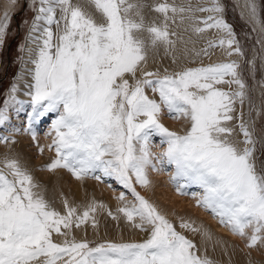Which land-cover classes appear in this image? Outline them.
<instances>
[{
	"label": "snow or ice",
	"instance_id": "snow-or-ice-1",
	"mask_svg": "<svg viewBox=\"0 0 264 264\" xmlns=\"http://www.w3.org/2000/svg\"><path fill=\"white\" fill-rule=\"evenodd\" d=\"M16 2L9 0V8ZM39 5L31 28L40 35L32 37L39 43L28 70L32 83L26 95L31 97V110L26 113L24 131L35 140L34 125L57 113L47 133L52 136L48 148L55 150V159L45 167L66 169L78 180L88 176L100 180L97 173L113 178L133 197L128 201L121 192L117 199L122 206L117 211L133 228L146 232L147 238L105 241L94 247L87 240L69 239L73 226L79 228L89 220L95 226L92 214L105 206L93 202L78 213L65 199L62 214L52 208L16 159H5L0 167V264H213L136 190V184L151 185L149 168L163 171L167 166L174 169L169 181L179 194L187 195L190 186H198L201 192L192 193L197 206L210 211L234 235L246 238L247 247L264 243V161L257 155L259 142L243 113L238 124L242 141L233 139L234 129L228 126L235 105L248 99L240 63L231 60L174 73L164 69L163 75L145 67L149 48L158 44L166 51L175 48L177 34L169 31L168 21L177 18L202 24L193 27L196 33L216 29L225 34L209 41L204 55L218 46L228 56L243 57L232 26L223 18L221 0L196 8L167 0L155 4L153 10L164 17L160 25L146 24L145 5L129 0H85L83 4L39 0ZM246 6L258 23L255 4ZM193 12L211 15L201 18L190 15ZM8 21L6 9L0 16V45ZM220 84L236 87L226 91L217 87ZM148 89L159 100L151 98ZM16 92L13 84L0 107V126L9 119V104L23 103L16 99ZM165 109L171 118L190 122V127L183 133L169 130L160 119ZM153 136L166 145L159 154L150 151ZM108 215L117 218L111 211ZM180 227L201 231L184 220ZM54 234L65 238L58 243ZM202 234L211 239L207 232Z\"/></svg>",
	"mask_w": 264,
	"mask_h": 264
},
{
	"label": "rangeland",
	"instance_id": "rangeland-1",
	"mask_svg": "<svg viewBox=\"0 0 264 264\" xmlns=\"http://www.w3.org/2000/svg\"><path fill=\"white\" fill-rule=\"evenodd\" d=\"M198 1L199 7L209 6L211 3V0ZM254 2L257 4L259 19H261V26L254 24L249 14H247L242 7L240 0H221L225 9L223 18L232 26V29L236 34V38L240 42L244 52L243 57L237 55L229 61L236 60L240 63L242 75L247 85L246 91L248 95V99L243 105L239 103L235 105V111L232 113L234 119L229 122L228 126L234 129V140L242 141L243 136L239 132L238 124L240 113H243L244 121L248 123L249 129L253 131L255 139L259 142L257 144V155L260 156L261 161H264V154H262L264 153V86L261 85V81L264 80V59H262V56H264V30H262L264 28V0H254ZM38 8L39 0H33L32 5L30 4V0H17L14 8H9V0H0V16H3L6 9L9 10V21L6 29L5 40L4 43L0 45V107L3 106L4 100L10 95V88L13 84L17 87L16 98L18 99L19 97L18 90L20 87L18 85L19 83H17L18 80L16 75L20 71V68H23L22 61L24 57L25 42L30 33L34 17L37 13L36 9ZM207 15H211V13H207ZM169 31L173 32L170 26ZM224 35V33L219 31L216 34L209 36L206 39L205 45H208V41L219 40V37ZM180 46L181 44L176 42L175 48L168 50V52H170V54H175L177 49H180ZM209 49L210 51H208L207 55L198 56L196 58L188 57L189 59L186 58L188 61L185 60L186 62L183 61L184 63L182 64L187 65V68H190L220 63L221 61H218L220 58L216 56L217 52L215 51L216 49L218 50L219 47H215V50L214 47ZM249 61H252V64H249ZM159 62H161L160 59ZM162 64L164 66H162L163 69L160 72L161 75L164 74V69L167 67V63ZM167 70L169 73H174L173 70ZM217 87L223 88L227 91L230 88L234 90L236 86L220 84L217 85ZM148 90H146L147 94L149 93L151 95L152 93H150V89ZM152 98L159 100L158 95L154 93L152 94ZM22 101L23 100H21V102ZM14 105L16 106L14 107ZM21 107L22 106L20 104H9V119L5 125L0 126V157H7L8 154L12 153L14 156L13 159H16L20 163L21 167L24 168L39 185L37 190L43 192L44 197L49 201L52 208L62 214L65 211L63 204L65 199L70 205L77 208L78 213H82L83 210L93 202H96L97 205L102 204L105 206L103 208L97 207L96 212L92 214L95 218V226H93L91 220L87 221L79 228L73 226L71 234L68 238H74L78 241L87 240L93 247L96 244L105 241L131 242L146 239V232H140L138 229L130 226L131 224H129L123 215L117 211V209L122 206L121 201L117 199L121 192L125 193V197L128 201H132L133 197L127 189L118 184L113 178L104 177L102 174L97 173V175H101L100 180H97L92 176L85 177L83 180H78L74 178L66 169H55L50 171L45 167V165L51 163V161L55 159V150H50L48 148V145L51 143L52 136L47 135V133L49 132L51 122L55 119L57 113H49L46 117H43L40 122H38V126L34 125L36 138L33 140L31 133L24 131L27 127L26 113L31 110V107L30 105H25L22 107L24 109L23 112H17V109ZM258 111L260 112L259 116L257 115ZM161 117V122L171 131L183 133V131L190 127V122L186 121L183 117L180 119L171 118L167 114L166 109L162 111ZM44 123L45 125L46 123H50V125L45 126ZM18 131H20V134L17 133ZM5 132L8 134H5ZM3 137L10 138L9 140H11V145L4 149L3 153H1L5 146V142L2 139ZM12 139L14 141H12ZM37 141L40 143L37 144L35 149V143H37ZM13 145L16 146L14 147ZM21 145H26V148L22 149ZM17 146L18 148H16ZM41 147L43 148L42 152L40 151ZM164 147H166V145L161 143V138L159 136H153L151 138L149 148L152 153L159 154L163 151ZM44 157L49 159L44 161ZM153 162L155 163V160ZM173 170L174 169L171 166L165 167L160 174L161 179L154 182L153 188L150 191H148V187H141L138 184L135 185L136 190L142 196L145 195V198L150 202L154 199L152 204H154L169 220L173 222L178 232H181L195 244L197 243V236H195L197 234L181 228L180 221H178L177 218L183 216L182 218H184L185 221L189 220L188 222L192 224L194 221L196 222V220L201 221V224L205 229L204 231H206L211 237L209 242H207L209 238L204 235L205 242L203 243V246L205 247L203 248L202 255H207L212 260L213 264H264V243L258 242L254 247H247L246 238L234 235L229 228L221 225L218 219L215 218L210 211L197 206L196 198L193 197L191 192L192 187L194 188L195 185H192L187 189V195L179 194L173 184L169 181V177ZM149 171L150 170H148V173H150ZM58 172L60 173V176L58 175ZM149 177V180L152 181L151 175H149ZM90 181H92V184L98 182L96 184V188L99 190L98 186L102 185V190L100 189L97 193L94 192L95 187L92 188L91 186L86 185ZM83 187L86 190H83L82 192L84 193H81L78 188ZM171 190L173 194H175V197H177V200L184 204L183 206H179L178 202L169 200V197L164 193H171ZM155 191L158 195L154 197V194H156ZM83 198H85L84 202ZM170 201H172V204ZM81 204L82 206H80ZM170 205L172 206L171 209L174 210V213H170L168 215L167 210ZM109 211H111L117 218L113 219L109 216ZM177 214L179 216H177ZM211 218L216 219L222 227L223 230L221 232L215 230L210 225L209 222L211 221ZM127 223L128 225H126ZM246 231L249 235L251 234L250 228L246 229ZM56 236L57 238H54V240L58 243L65 238L59 235ZM241 247L242 251L240 250ZM217 251H221L222 254H217ZM239 251L240 253L242 252L240 257H238ZM252 251H255L257 255L252 253ZM223 255L225 260H222Z\"/></svg>",
	"mask_w": 264,
	"mask_h": 264
},
{
	"label": "bare ground",
	"instance_id": "bare-ground-1",
	"mask_svg": "<svg viewBox=\"0 0 264 264\" xmlns=\"http://www.w3.org/2000/svg\"><path fill=\"white\" fill-rule=\"evenodd\" d=\"M169 2L167 3H170V4H175L177 6H184V7H187L189 5H191L193 8H196V7H199L198 6V0H167ZM130 3H143L145 5V7L142 9V14L144 16V19H145V23L146 24H149L151 22H155L157 25H160L163 21H164V17L162 14L160 13H157L153 10V7L155 4H158V3H162V2H165V0H129ZM197 2V3H195ZM254 3L255 6H256V10H257V18H258V23L256 20H253L251 17V19L253 20L254 24L256 25H259L261 26L260 24V20L259 19V15H258V8H257V4L254 2V0H240V3L242 5V7L244 8L245 12L247 14H249V8L246 6L247 3ZM73 3H85V0H73ZM30 4L32 5L33 4V0H30ZM40 6V5H39ZM37 14V13H36ZM169 15L171 16V14L169 13ZM189 14H185V17H187ZM190 15H193L195 17H207V12H193L191 13ZM250 16V14H249ZM261 16V15H260ZM57 17H59V10H57ZM41 25L43 24V22H40ZM168 26L171 27V30L173 32H175L177 34V37H174V39H176V42H179L181 44L180 46V49L175 52V54H170V52L166 51L165 50V46L163 44H158L155 48H149L148 49V53H147V64L145 65L146 67V70L148 71H159L161 72L162 71V66H164L162 63L166 64V69H170V70H173L174 72H177V71H181L185 68H187L188 66L187 65H183L182 63L186 62L185 60H187L186 58L188 57H191V58H196L198 56H203V49H205L206 45V39L209 37V36H212L214 34H216L217 32H219L218 30L216 29H208L206 30L205 32L203 33H196L193 31V27L194 26H200V27H203L202 24H200L199 22L197 21H193V20H189L187 18H185V20L183 22H181L178 18L175 20V22H173L172 20H169L168 21ZM32 28V27H31ZM31 28H30V33L29 35L27 36V39H26V42H25V47H24V57H23V61H22V64H23V68H20V71L18 72V74L16 75L17 76V80L19 83V87L20 89L18 90V101H21L23 100L22 104H20L22 107H24L25 105H30V101H31V97L26 95V93L28 91H30V88L28 87L31 83H32V78H31V75L29 73V69H31L33 67V65L30 63V59H34L35 58V50H36V47H37V43H39L38 41L34 42L32 37L34 36H39L40 35V32L37 31V32H31ZM52 28H53V31L55 32L56 31V26L55 24L52 25ZM264 29V28H263ZM145 36V38L147 37V34L144 33L143 34ZM215 37L217 38V36L215 35ZM221 38V37H219ZM218 38V39H219ZM211 41V40H210ZM209 42V41H208ZM208 44V43H207ZM29 49H31L32 51L29 52ZM214 50H215V47H214ZM208 51H210V49L208 48ZM217 52L216 56L219 57L220 59L218 61H221V62H227L229 61L231 58H235L237 55L236 54H233L232 56H228L225 54V50L221 47H219V49L215 50ZM197 53H200L199 55H197ZM211 53V52H210ZM190 58V59H191ZM206 58V57H205ZM159 59L161 62H159ZM189 59V58H188ZM204 59V58H203ZM207 60V59H206ZM184 61V62H183ZM188 61V60H187ZM198 61V60H197ZM189 63V62H187ZM191 63V62H190ZM196 63V62H195ZM202 64V63H201ZM192 65V64H191ZM190 66V65H189ZM193 66V65H192ZM172 72V71H171ZM140 73L138 72L137 73V76H139ZM16 78V77H15ZM131 82V80H130ZM228 85V84H227ZM227 88V87H225ZM149 91V90H148ZM17 93V92H16ZM150 93L151 90H150ZM153 94V93H152ZM152 94L150 95L148 93V95L152 98ZM159 98V97H158ZM16 105H14L15 107ZM19 106V105H17ZM53 114H56V113H53ZM162 118V117H161ZM36 126H38L39 124L36 123L35 124ZM45 125V123H44ZM46 125H50V123H46ZM45 125V126H46ZM35 128V127H34ZM47 129V128H46ZM17 133L20 134V131H18ZM5 134H8L7 132H5ZM10 139V138H9ZM235 139V138H233ZM12 141H14L12 139ZM40 143L39 141H37V143H35V149L37 147V144ZM4 148L2 149L1 153H3V150L6 149L8 146L11 145V140H8L7 142L4 143ZM19 145V144H18ZM14 147L16 145H13ZM22 149L26 148V145H21ZM18 148V146L16 147ZM14 156L13 154H8L7 157H0V167H3V161L5 159H13ZM46 159H49L47 157H44V161ZM43 161V162H44ZM29 166H31L30 164H28ZM148 170H150L148 173V178L150 179L149 175H151V185L148 187L150 191L152 188H153V185H154V182L155 181H158L160 180V174L162 173V171H153L151 168H149ZM58 175L60 176V173L58 172ZM166 179V178H164ZM92 181H90L89 183H87L86 185L87 186H91L92 188L95 187V191L94 192H98L100 189L102 190L101 186H98L99 187V190L96 188L97 187V183L95 184H92L91 183ZM94 182V181H93ZM100 182V181H99ZM96 185V186H95ZM82 187V186H80ZM79 191L81 193H84L82 192L83 190H86L83 188H78ZM145 189V188H144ZM192 193H200L201 192V189L198 188V186L196 187H192L191 189ZM106 192V191H105ZM109 192V191H108ZM107 193V192H106ZM156 193V191H155ZM168 197H169V200H173L175 202H178L179 203V206H183L184 204H182L179 200H177V197H175V194H173L172 190H171V193H167V192H164ZM105 194V193H104ZM108 194V193H107ZM109 195V194H108ZM144 195V194H143ZM158 195L157 193L154 194V197ZM89 196V195H88ZM87 196V198H88ZM192 196V195H191ZM90 197V196H89ZM145 197V195H144ZM194 197V196H193ZM86 198V199H87ZM195 198V197H194ZM84 199L83 198V202H84ZM89 199V198H88ZM184 199V198H183ZM159 200V199H158ZM154 201V199H153ZM152 201V202H153ZM182 201V199H181ZM88 202V200H87ZM151 202V203H152ZM171 204H172V201H170ZM155 203V202H154ZM157 203V202H156ZM158 205V204H157ZM82 206V204L80 205ZM171 205L168 207V210H167V214L169 215L170 213H174V210L171 209ZM82 208V207H81ZM186 209V208H185ZM184 209V210H185ZM180 210V209H179ZM123 215V214H122ZM177 216H179L177 214ZM183 216H180L178 217V221H181ZM185 217V216H184ZM120 218V217H119ZM187 219V218H186ZM190 219V218H189ZM123 220V219H122ZM185 221V219H184ZM189 221V220H188ZM202 222L199 221V220H196V222L194 221L193 223V226L196 227V228H199L201 231L199 232H195L197 235V243H196V246H197V249L199 250V253L198 254H201L203 253V248L205 246H203L205 240H204V235L202 233L206 232L204 231V227L202 226L201 224ZM208 223V222H207ZM210 225L217 231H222V227L219 225V223L216 221V219L214 218H211V221L209 222ZM130 224V223H129ZM177 224V223H176ZM120 225V224H119ZM128 225V223L126 224ZM125 226V225H124ZM131 226V225H130ZM123 227V226H121ZM127 227V226H126ZM131 228V227H130ZM212 229V228H210ZM123 230V229H121ZM128 230V229H126ZM226 231V230H225ZM219 232V233H220ZM124 233V232H123ZM187 233V232H186ZM133 234V233H132ZM70 236V235H69ZM192 236V235H191ZM194 236V235H193ZM56 239L57 236L54 234L53 236V239ZM122 238V237H121ZM196 239V238H195ZM207 239V237H206ZM210 239H208L207 242H209ZM211 242V241H210ZM224 243V242H223ZM209 245V244H208ZM241 246V245H240ZM263 246V244H262ZM216 247V246H214ZM207 248V246H206ZM218 248V247H217ZM215 249V248H214ZM242 249V247L240 248V250ZM225 250V249H224ZM242 251V250H241ZM213 252V251H212ZM221 253V251H217V254ZM225 253V252H224ZM242 253V252H241ZM241 253L239 251L238 253V257L241 256ZM252 253H255V251H252ZM213 254V253H212ZM215 254V253H214ZM222 254V253H221ZM247 254V253H246ZM256 254V253H255ZM236 255V254H235ZM234 255V256H235ZM257 255V254H256ZM214 256V255H213ZM221 257V256H220ZM232 258V257H231ZM235 258V257H234ZM225 260L224 258V255L222 256V260ZM239 259V258H238ZM233 260V259H232ZM236 260V259H235ZM225 262V261H224Z\"/></svg>",
	"mask_w": 264,
	"mask_h": 264
}]
</instances>
